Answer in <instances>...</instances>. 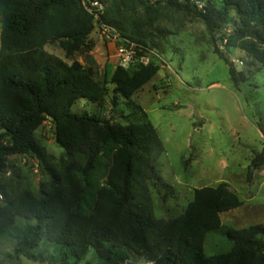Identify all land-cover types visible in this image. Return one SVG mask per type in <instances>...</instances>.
Here are the masks:
<instances>
[{
	"label": "trees",
	"instance_id": "1",
	"mask_svg": "<svg viewBox=\"0 0 264 264\" xmlns=\"http://www.w3.org/2000/svg\"><path fill=\"white\" fill-rule=\"evenodd\" d=\"M91 1L104 6L99 21L83 0H0V173L10 157L23 155L37 158L51 178L39 195L23 190L0 202V241L12 240L16 257L41 264L47 262L39 252L43 243L57 252L60 264H81L90 250L98 264H127L129 253L145 264H264L262 224L228 230L233 248L227 254L204 252L208 234L222 229V215L243 206L228 183L196 189L194 200L177 218H156L149 183L168 189L157 168L165 146L147 115L124 125L72 113L80 100L100 107L106 102L107 92L94 69L76 60L94 49L91 36L98 24L161 54L165 49L155 42L156 25L165 9L173 8L200 20L213 43L219 34L227 47L252 59L251 67L264 68V0H201L202 9L190 0H167L165 5L153 0ZM55 44L65 59L46 51ZM215 52L228 66L235 87L259 73L237 71L226 53L217 47ZM148 56L153 59L148 65L117 66L108 73L114 107L120 98L135 106L132 97L159 73V56ZM48 120L67 155L60 169L35 139ZM260 131L264 137L263 126ZM252 166L264 168V147Z\"/></svg>",
	"mask_w": 264,
	"mask_h": 264
},
{
	"label": "rangeland",
	"instance_id": "2",
	"mask_svg": "<svg viewBox=\"0 0 264 264\" xmlns=\"http://www.w3.org/2000/svg\"><path fill=\"white\" fill-rule=\"evenodd\" d=\"M153 1L167 3V0ZM164 15L155 33V42L165 49L161 54L155 51L161 70L132 97L135 106H128L123 98L119 99L117 108L112 104L114 86L108 74L112 70H108L107 65L113 61L116 64L111 62L112 65L117 67V61L110 59L115 54V45L98 26L91 37L94 56L90 51L76 58L94 67L95 79L107 92L106 102L100 107L80 100L72 113L98 115L124 125L141 119L144 114L148 116L165 146L157 168L168 189L165 191L154 182L149 183L157 219L170 220L182 215L194 200L196 189L228 183L244 204L222 215V229L209 233L204 246L207 256L227 254L233 248V242L225 235L228 230L264 225V168L253 170L252 166L253 158L264 147L260 131V126L264 127V68L259 64L251 67L252 59L240 49L227 47L226 42L220 41L219 34L213 43L206 26L197 18L173 8H166ZM231 16L236 21L234 12ZM234 27L235 22L228 32ZM216 47L230 57L237 71L248 73L251 68L259 69V73L235 87L228 66L215 52ZM46 51L65 59L59 44L47 46ZM140 64L136 62L129 68ZM35 139L60 169L67 155L56 141L51 120L36 131ZM50 179L45 167L32 156L10 157L7 169L0 173L5 200L23 190L39 195L42 184ZM39 252L45 256V264H60L57 252L47 243L41 245ZM94 253L90 250L81 264H98ZM128 259L145 264L141 259L135 261L130 253ZM0 264L41 263L16 257L15 242L4 239L0 241Z\"/></svg>",
	"mask_w": 264,
	"mask_h": 264
},
{
	"label": "built area",
	"instance_id": "3",
	"mask_svg": "<svg viewBox=\"0 0 264 264\" xmlns=\"http://www.w3.org/2000/svg\"><path fill=\"white\" fill-rule=\"evenodd\" d=\"M83 1L87 11L95 17L96 21H99L101 14L104 11V6L97 1H91V0H83ZM190 2L196 4L201 9L204 6L201 0H190ZM98 26L101 28L104 35H106L107 38L112 42V44L115 45L114 56L117 59H119V64H120L119 66H122L127 69L132 64L139 61L144 65H148L151 62L148 54H153L158 56L155 53V51L146 49L145 47L137 44L134 41L123 38L111 26H108L103 23L98 24ZM240 64L243 65L242 62ZM4 200L5 199L3 194L0 193V202H3Z\"/></svg>",
	"mask_w": 264,
	"mask_h": 264
},
{
	"label": "crops",
	"instance_id": "4",
	"mask_svg": "<svg viewBox=\"0 0 264 264\" xmlns=\"http://www.w3.org/2000/svg\"><path fill=\"white\" fill-rule=\"evenodd\" d=\"M92 37V36H91ZM98 49V48H97ZM114 50H115V48H114ZM97 51H100L99 49L97 50ZM94 54H95V51L94 50H92V55L94 56ZM110 59H113V60H116L117 61V66H119L120 64H119V59H117L115 56H114V53H113V55H112V57L110 58ZM76 60L78 61V62H80L85 68H92V69H94V67L92 66V65H90V66H87L85 63H84V61L81 59V60H78L77 58H76ZM90 61H92V58L90 59ZM111 62H113V61H111ZM111 62H109V64L107 65L108 67H107V69L109 70V69H111V70H114V69H116V65H112V63ZM92 63V62H91ZM113 64H116L115 62H113ZM261 135H262V133H261ZM262 137H263V135H262ZM230 189L233 191V189L231 188V186H230ZM235 192V191H234ZM236 193V192H235ZM239 196V195H238ZM244 204V203H243ZM237 210V209H236ZM235 210H233V211H230V213L231 212H234Z\"/></svg>",
	"mask_w": 264,
	"mask_h": 264
},
{
	"label": "water",
	"instance_id": "5",
	"mask_svg": "<svg viewBox=\"0 0 264 264\" xmlns=\"http://www.w3.org/2000/svg\"><path fill=\"white\" fill-rule=\"evenodd\" d=\"M2 132H5V130H2ZM255 169V167L253 166V170ZM127 264H137V263H134V262H128Z\"/></svg>",
	"mask_w": 264,
	"mask_h": 264
}]
</instances>
